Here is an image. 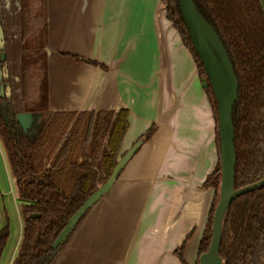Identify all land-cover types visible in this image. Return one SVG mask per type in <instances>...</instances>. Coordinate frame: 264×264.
I'll return each mask as SVG.
<instances>
[{
  "label": "crops",
  "instance_id": "1",
  "mask_svg": "<svg viewBox=\"0 0 264 264\" xmlns=\"http://www.w3.org/2000/svg\"><path fill=\"white\" fill-rule=\"evenodd\" d=\"M20 2L0 1L15 113L25 111ZM162 4L44 0L40 6L46 110L128 111L120 155L153 128L56 264H183L179 251L189 264L198 260L214 194L203 184L218 162L216 125L195 59ZM8 165L1 147L7 179L0 176V229L20 218Z\"/></svg>",
  "mask_w": 264,
  "mask_h": 264
},
{
  "label": "trees",
  "instance_id": "2",
  "mask_svg": "<svg viewBox=\"0 0 264 264\" xmlns=\"http://www.w3.org/2000/svg\"><path fill=\"white\" fill-rule=\"evenodd\" d=\"M20 1L21 97L25 111L41 115L43 120L36 134H27L17 124L10 101L5 108L9 114L8 124L0 105V145L14 180L22 217V236L12 264H39L66 220L98 184L108 178L117 163L128 128V111L76 114L46 110L45 14L40 9L44 1ZM161 1L165 4L167 19L195 59L198 74L204 81L213 109L217 141V108L206 75L178 19L176 0ZM193 2L202 17L216 28L237 77L238 99L232 114L236 157L234 187H243L264 177V16L258 0ZM40 86L43 101L39 97ZM240 108H243L241 116ZM152 132L153 128H149L143 136L148 138ZM219 163L218 158L203 184L212 188L214 194L198 254L205 251L210 242L218 197ZM228 207L218 250L222 264H264V186L235 198ZM9 234L8 225L0 229V254ZM177 256L183 264H188L181 251Z\"/></svg>",
  "mask_w": 264,
  "mask_h": 264
},
{
  "label": "water",
  "instance_id": "3",
  "mask_svg": "<svg viewBox=\"0 0 264 264\" xmlns=\"http://www.w3.org/2000/svg\"><path fill=\"white\" fill-rule=\"evenodd\" d=\"M260 8L264 14V0H258ZM165 9V4H162ZM178 19L182 21L185 27V33L192 44L194 52L206 75L207 84L213 93L217 108V141L219 158V184L218 197L214 205V212L211 221L210 242L205 251L198 255V264H221L222 259L218 255V249L221 242V233L223 219L228 210V206L233 198L244 194L245 192L259 189L264 185V177L259 181L244 185V187H234V168L236 163L234 147V125L232 124V114L234 103L238 99V81L234 74L230 58L226 52L223 42L220 39L216 28L212 26L196 10L193 0H176ZM0 60L5 58L4 35L0 25ZM2 77L8 78L7 70L2 73L0 69V95L10 98L11 88L4 87L1 83ZM5 109V103H2ZM15 119L21 130L28 132L32 124L40 125L42 116L36 115L30 111H21L15 113ZM4 121L8 124V115L4 113ZM144 135L133 143L127 151L120 155L117 163L111 170L108 178L101 184H98L95 191L91 193L79 205L75 212L66 220L60 232L50 243V251L45 256L42 264H56V259L61 253V246L64 241L72 236L78 229L81 221L86 217L90 210L112 189L118 176L128 164L129 159L144 144ZM31 216H34L33 214ZM67 239V240H68ZM66 240V241H67Z\"/></svg>",
  "mask_w": 264,
  "mask_h": 264
},
{
  "label": "rangeland",
  "instance_id": "4",
  "mask_svg": "<svg viewBox=\"0 0 264 264\" xmlns=\"http://www.w3.org/2000/svg\"><path fill=\"white\" fill-rule=\"evenodd\" d=\"M44 0H40V3L43 2ZM39 3V4H40ZM41 9V8H40ZM39 74L41 75L42 74V69H41V66H40V69H39ZM42 83V81H41ZM41 87V86H40ZM39 97L41 98V100L43 101V87H41V93L39 95ZM1 148V146H0ZM2 165V164H1ZM5 167V165H4ZM4 167H0V171L2 172L1 173V177H3L5 180L7 179V175H6V172L4 169ZM8 169H9V165L7 166ZM6 169V167H5ZM9 174H10V170H9ZM11 176V174H10ZM0 177V179H1ZM12 185V183H11ZM14 186V184H13ZM13 186H12V189H13ZM14 190H15V186H14ZM16 205H18V212H19V207H20V200H17L16 201ZM20 213V212H19ZM10 224H9V230H10V234H9V237L5 243V247L3 248L2 252H1V256H0V264H12L13 262V259L15 258L16 254H17V250H18V245H19V242H20V239H21V236H22V217H21V213H20V218L17 219V217L15 216L14 219H10L9 220ZM9 260V263H7Z\"/></svg>",
  "mask_w": 264,
  "mask_h": 264
},
{
  "label": "flooded vegetation",
  "instance_id": "5",
  "mask_svg": "<svg viewBox=\"0 0 264 264\" xmlns=\"http://www.w3.org/2000/svg\"><path fill=\"white\" fill-rule=\"evenodd\" d=\"M1 1V0H0ZM258 5H259V2H258ZM259 8H260V5H259ZM261 11H262V9H261ZM262 13H263V11H262ZM263 16H264V14H263ZM4 35V34H3ZM4 48H5V43H4ZM4 52H5V58H4V60H0V69H1V71H2V73L3 72H5L6 70H7V68H8V64H7V57H6V48H5V50H3ZM1 52H2V50H0V54H1ZM7 73H8V71H7ZM10 80H9V76H8V78H6V79H4L3 77H2V79H1V83L3 84V86L4 87H6V86H9L10 87ZM0 105L2 106V103L4 102L5 103V108H6V103L8 102V101H10V103H11V110H14V108H13V104H12V97H11V93H10V98H6L5 97V95L3 94L2 96L0 95ZM3 107V106H2ZM3 111H4V113L5 114H7L5 111V109H4V107H3ZM234 112V111H233ZM4 113H3V117H4ZM242 113H243V108H240L239 109V116H241L242 115ZM8 115V123H9V114H7ZM40 125H36V124H32V126L28 129V132H25V133H27V134H30V135H34V134H36V132L38 131L37 129H38V127H39ZM263 178V177H262ZM261 179V178H260ZM259 181V180H258ZM255 182H257V181H255ZM252 183H254V182H252ZM249 184H251V183H249ZM245 185H247V184H245ZM264 186V185H263ZM244 187V186H243ZM262 187V186H261ZM240 188V187H239ZM260 189V188H259ZM254 190H258V189H254ZM254 190H251V191H254ZM248 192H250V191H248ZM246 193V192H245ZM241 195H243V194H241ZM241 195H239V196H241ZM239 196H236L235 198H237V197H239ZM235 198H233L232 200H234ZM213 200V199H212ZM232 200H231V202H232ZM230 202V203H231ZM230 205V204H229ZM211 207V206H210ZM229 208V207H228ZM211 209V208H210ZM210 212V211H209ZM208 216H209V214H208ZM207 221H208V218H207ZM206 224H207V222H206ZM208 225V224H207ZM207 225H206V229H207ZM206 229H205V232H204V235H205V233H206ZM210 232H211V228H210ZM203 235V236H204ZM202 236V237H203ZM69 237V236H68ZM68 237H67V239H68ZM66 239V240H67ZM66 240H65V242H66ZM65 242L64 243H62V244H65ZM221 243V242H220ZM61 244V246L59 247V249H61L62 247H63V245ZM220 246V245H219ZM199 247V246H198ZM219 250V249H218ZM50 251V250H49ZM48 251V252H49ZM198 249H197V257H198ZM218 255H219V253H218ZM219 257H220V255H219ZM45 258V257H44ZM44 258L40 261V263L39 264H42L43 263V261H44ZM199 258V257H198ZM221 259H222V257H221ZM188 263V262H187ZM189 264V263H188ZM193 264H198V260L195 262V263H193ZM222 264V263H221Z\"/></svg>",
  "mask_w": 264,
  "mask_h": 264
}]
</instances>
